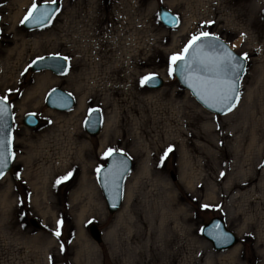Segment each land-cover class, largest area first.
<instances>
[{
  "label": "rangeland",
  "instance_id": "obj_1",
  "mask_svg": "<svg viewBox=\"0 0 264 264\" xmlns=\"http://www.w3.org/2000/svg\"><path fill=\"white\" fill-rule=\"evenodd\" d=\"M256 1L257 7L251 6L254 0H60L50 24L27 29L20 21L33 0H0V97H7L12 113L11 166L0 177V264H264V0ZM160 5L178 16L176 27L162 24ZM202 31L247 54L235 107L222 115L205 110L174 74L168 75L169 57ZM21 34L29 42L48 36L39 47L28 45L17 60ZM106 51L116 67L102 64L94 71L91 60ZM48 54L68 57L64 74L30 69L34 58ZM79 66L90 90L80 130L94 156L92 175L101 202L82 220L73 200L81 168L72 161L69 128L54 118L77 103L69 77ZM148 74L160 76L162 86L141 84ZM37 75L57 81L42 93L40 109H21ZM55 87L73 97L70 109L46 106L45 97ZM91 108L102 119L94 136L84 128ZM27 113L39 119L36 127L23 124ZM106 120L110 136L104 141ZM156 131L164 147L149 161L154 171L138 175L124 214L127 177L141 164L132 148ZM108 148L132 161L121 206L113 213L96 173ZM65 155L69 165L64 167ZM53 166L57 174L43 182ZM68 173L67 180L56 183ZM165 181L170 189L161 188ZM214 216L236 235L234 246L218 251L204 239L200 228ZM30 217L42 229L31 227ZM57 221H62L59 238L53 234ZM92 223L101 231L99 243L89 234Z\"/></svg>",
  "mask_w": 264,
  "mask_h": 264
},
{
  "label": "snow or ice",
  "instance_id": "obj_2",
  "mask_svg": "<svg viewBox=\"0 0 264 264\" xmlns=\"http://www.w3.org/2000/svg\"><path fill=\"white\" fill-rule=\"evenodd\" d=\"M57 3L58 0H44L43 4L38 5L36 0H33L31 7L27 10L26 15L20 22L22 24L32 23L37 27L50 24L52 18L59 12V8L53 7ZM208 23L211 24L212 22L209 21ZM206 49L219 51L220 55H207L205 53ZM58 56L59 54H57V57ZM60 58L64 61L68 60V57ZM43 59L44 57L38 58V60ZM246 59L247 54L243 57L233 56L231 52L226 50L218 37L207 31H202L193 33L180 52L174 53L169 57L168 75L172 76L173 73H178L189 80V86L193 87L196 95L203 100L208 107L217 108L218 111H222L226 108L230 111L235 107V101L239 95L236 81L239 80V73L243 69L241 61ZM35 63H37V61H33V64ZM29 67H31V65ZM61 71L66 72V68H62ZM155 79V74H148L141 78V84L151 83ZM96 111H98V109L90 110L89 118H91L92 114ZM7 114V97H0V168L7 166L6 159L11 155V139L5 132L7 128L5 117ZM88 122L89 121L86 120V123ZM170 151L171 148L165 150L164 156L161 157L162 162ZM119 154L121 156L126 155L124 153ZM116 155L117 150L112 148H108L104 152L105 158L115 157ZM123 167V159H121L118 164L114 165V171L116 173L115 178L117 180L122 178ZM96 171L100 173L101 169L97 168ZM0 175H2V172H0ZM221 175H223V173H221ZM70 176L71 173H68L67 176L59 178L56 183L59 184L62 180H67ZM203 207L207 208L208 205H203ZM89 223H91V221H89ZM61 224L62 221H57L56 230L53 233L58 238L61 235ZM215 227L219 228V225ZM218 238H226V235L218 233ZM61 248L63 249V245Z\"/></svg>",
  "mask_w": 264,
  "mask_h": 264
},
{
  "label": "bare ground",
  "instance_id": "obj_3",
  "mask_svg": "<svg viewBox=\"0 0 264 264\" xmlns=\"http://www.w3.org/2000/svg\"><path fill=\"white\" fill-rule=\"evenodd\" d=\"M22 4V3H21ZM259 3L254 0L253 4L251 6L257 7ZM18 13V11H17ZM58 28V26H55L53 29ZM45 36L41 35L38 38H34L32 40L26 39V36L21 34L20 37V48L17 52V60L22 59L23 53L26 52L27 46H31V48L39 47L41 45V38L47 37L48 34H44ZM106 65V68H115L117 62L114 59V56L112 55V52L106 51L102 55L97 54L94 56L93 60H91V66L92 69L95 71L97 68L100 67V65ZM24 65L21 64V67ZM83 66H79V68H76L74 72L77 74L75 77L71 76L69 77L71 89L76 92L78 95V100L76 101V105L73 109L64 112V114L56 115L54 118L59 121L60 123L64 124V126L69 128L68 132V144L70 148L73 150V158L72 161H76L81 168V176L79 177V180L77 182L76 190H75V196L73 198L74 201H76V216L77 218L81 219L84 216H90L91 213H93V210L95 207H101V202L99 199L98 189L96 187V184L94 183V165H93V153L89 150L87 147V144L83 138L82 132L80 130V124H81V118L82 114L84 113V110L87 105V101L89 100L88 87L86 85V82L84 81L83 77ZM87 79V77H85ZM57 79L55 77L49 76V75H37L34 78L33 85L30 90L24 94L22 103H21V109H26L29 107H32L34 109H40L41 108V97L42 93L45 91V89L52 85L54 82H56ZM151 94L147 95V99H150ZM94 96V95H93ZM95 97V96H94ZM192 125H196V127H199L196 120L191 121ZM110 122L105 121L104 122V129H103V140L106 141L107 138L110 136ZM139 135V134H137ZM140 137V135H139ZM138 137V138H139ZM164 139L163 135L160 131H156L155 134L150 138L144 140H139L136 145L132 148L133 154L138 157L141 160V164L139 165V168L134 172H130V175L127 177V184L125 188V200L123 212L126 214L132 204V197L134 195V188L136 181L138 180L139 174H148L149 172H153V168L151 167V163L149 162L150 159L154 156H156L161 148H163ZM69 165V157L68 155L64 156V167ZM221 173H225V170L221 171L218 176L221 178L223 175ZM55 174H57L56 166L50 167L46 174L44 175L43 182L47 183L52 179ZM161 188L164 189H170V184L165 181ZM4 205V204H3Z\"/></svg>",
  "mask_w": 264,
  "mask_h": 264
},
{
  "label": "water",
  "instance_id": "obj_4",
  "mask_svg": "<svg viewBox=\"0 0 264 264\" xmlns=\"http://www.w3.org/2000/svg\"><path fill=\"white\" fill-rule=\"evenodd\" d=\"M43 3H44V0H41L37 4L40 5ZM59 4H60V0H58V3L54 5L53 7L58 8ZM158 17L160 21L163 23V25L169 28L175 27L179 23L178 16H176V14H174L168 8L162 5L158 6ZM22 26L27 29L42 27V26L37 27L32 23H23ZM219 41L225 46L227 51L232 53L233 56L243 57L242 55H239L235 51H233L230 48V46L225 43L224 40L219 38ZM205 53L207 55H220L219 51H213L211 49H206ZM43 57H44L43 60H38L39 57L34 58L32 60V62L30 63L31 65L30 69L32 71L49 70L56 75H62L65 72H62L61 69L66 68L67 70V66H68L67 62L60 58L63 56L59 55L57 57V55L55 54H48ZM33 61H37V63L33 64ZM241 63L243 64V69L239 73L240 78L246 67V60H242ZM173 74L175 78L177 79L178 83L181 85V87L188 89L189 93L195 99V101L198 102L206 110L213 112L215 114H218V115L225 114L229 111L226 108L222 111H218L217 108L208 107V105H206L204 101L201 100L196 95V93L193 90V87L189 86L190 84L189 80L182 77L178 73H173ZM155 76H156V79L153 82L147 83L144 85L149 88L161 87L163 84V79L160 78V76H157V75ZM240 78L238 81H236L238 93H239L238 83L240 82ZM45 104L47 107L51 109L58 110V111H64V110L70 109L73 106L74 99L65 90L55 87L47 93L46 98H45ZM7 106H8V114L5 117L7 121V128L5 129V132L7 136L10 137L11 139V131H12V126H11L12 116L11 115L12 113H11V109H10L8 102H7ZM92 109H97V108H91L90 110ZM89 111H87L88 114L84 120V128L86 132H88L89 135L94 136L99 133L98 131H100L101 114H100V111L98 110L92 114L91 118H89ZM29 114H32V113H27L23 117L22 119L23 124L28 127H36L39 124V119L35 115H29ZM86 120H88L89 122L86 123ZM10 152H11V155L6 159L7 166L0 168V172H2V175H0V177L3 176L10 169L11 158H12L11 144H10ZM119 153H123V152L117 151V155L115 157L107 158L106 162L102 166L99 167L101 169V172L98 173V182H99V186L102 191L101 193L104 196V200H105L104 203H106L107 210L110 213L116 212L121 206V201H122L121 191L123 190L124 178L130 171V169L132 168V161H130L131 159L127 155L121 156ZM121 159H123L124 161V167L122 169V178L117 180L115 178L116 173L114 171V165L118 164V162ZM29 224L31 227H34L36 229H42V226H41L42 224H40V222L36 218L30 217ZM216 225H219V228H216L215 227ZM88 230H89V234L96 242L98 243L101 242V239H102L101 231L98 228L97 224H94V223L89 224ZM200 232L203 235L204 239H207L211 243L212 247L218 251L226 250L234 246L237 243V237H235L236 235L230 229L227 228L223 218L219 216H214L210 218L207 222H205L201 226ZM218 233L225 234L226 238H218Z\"/></svg>",
  "mask_w": 264,
  "mask_h": 264
}]
</instances>
